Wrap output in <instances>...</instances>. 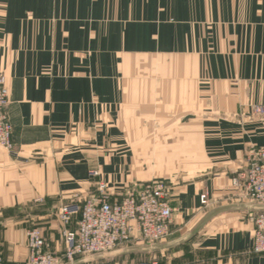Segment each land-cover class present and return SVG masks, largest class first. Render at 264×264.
<instances>
[{
    "label": "crops",
    "instance_id": "obj_1",
    "mask_svg": "<svg viewBox=\"0 0 264 264\" xmlns=\"http://www.w3.org/2000/svg\"><path fill=\"white\" fill-rule=\"evenodd\" d=\"M0 75L2 264H27L30 228L63 253L57 212L98 181L113 199L167 184L169 235L133 242L139 259L264 264L249 221L264 204L231 184L264 146V0H0Z\"/></svg>",
    "mask_w": 264,
    "mask_h": 264
},
{
    "label": "built area",
    "instance_id": "obj_2",
    "mask_svg": "<svg viewBox=\"0 0 264 264\" xmlns=\"http://www.w3.org/2000/svg\"><path fill=\"white\" fill-rule=\"evenodd\" d=\"M8 102L6 80L0 75V148L14 155ZM253 115L262 117L264 108L254 107ZM244 161V170L231 179V184L240 187L245 197L264 204V146L248 149ZM98 176V172H90V177ZM168 199L169 188L163 181L140 185L120 199H113L107 185L98 181L93 195L63 205L57 212L56 217L63 225V253L51 252L39 229L27 230V264H158L154 259L131 261L104 255L128 243L154 244L164 240L169 235L172 215ZM200 202L207 204L206 195L200 197ZM73 221L75 228L70 230L68 226ZM249 221L254 227L250 252L264 254V211L252 214ZM91 256L97 258L88 260Z\"/></svg>",
    "mask_w": 264,
    "mask_h": 264
},
{
    "label": "rangeland",
    "instance_id": "obj_3",
    "mask_svg": "<svg viewBox=\"0 0 264 264\" xmlns=\"http://www.w3.org/2000/svg\"><path fill=\"white\" fill-rule=\"evenodd\" d=\"M151 245H153V244L150 243L149 245L147 244L146 246L142 247V246L137 245V243H128V244H125V245L119 247L118 249H115L111 253L104 255V257L110 258V257L116 256L117 258L131 259V261H148V260H150L149 256H146V257L144 256V257H141L139 259L140 255H141L140 254V248L142 247L141 251H148L151 248ZM96 258H97V256H91V257H89V260L96 259Z\"/></svg>",
    "mask_w": 264,
    "mask_h": 264
},
{
    "label": "bare ground",
    "instance_id": "obj_4",
    "mask_svg": "<svg viewBox=\"0 0 264 264\" xmlns=\"http://www.w3.org/2000/svg\"><path fill=\"white\" fill-rule=\"evenodd\" d=\"M118 249V248H117Z\"/></svg>",
    "mask_w": 264,
    "mask_h": 264
}]
</instances>
